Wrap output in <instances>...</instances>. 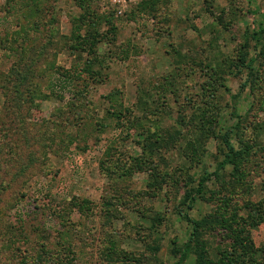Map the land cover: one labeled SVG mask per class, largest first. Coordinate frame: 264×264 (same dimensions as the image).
<instances>
[{
	"label": "rangeland",
	"instance_id": "rangeland-1",
	"mask_svg": "<svg viewBox=\"0 0 264 264\" xmlns=\"http://www.w3.org/2000/svg\"><path fill=\"white\" fill-rule=\"evenodd\" d=\"M105 1L0 0V264H174L226 133L251 152L189 215L213 264H262L264 0Z\"/></svg>",
	"mask_w": 264,
	"mask_h": 264
},
{
	"label": "trees",
	"instance_id": "trees-1",
	"mask_svg": "<svg viewBox=\"0 0 264 264\" xmlns=\"http://www.w3.org/2000/svg\"><path fill=\"white\" fill-rule=\"evenodd\" d=\"M151 3L152 2H149V4ZM145 7H146V3L144 4V9ZM102 16L108 19L109 22L110 21L113 22V15L107 16V15L102 14ZM113 26H115V24H113ZM262 34H264V24L263 23L259 24L256 31L254 32L257 42L259 41ZM239 60H242L243 62H245L244 57L240 58ZM247 67H249V69L253 72L252 61H249V63L247 64ZM60 76H63V79L65 78L64 79L66 80L65 82L68 83L70 87L73 84L76 85V82H77L76 80L80 79L81 72H78V71L76 72L75 70L74 73H68L67 77H65L64 75H60ZM51 85L53 86V90H52L53 92L58 86H60V85H57L56 83L51 84ZM49 88L52 89V87L50 86ZM220 138L222 139L225 145V148H226V152L224 154L223 160L219 162L218 167L215 169V171L213 172L205 171L202 177L200 178V180L198 181L196 187L194 188L191 187V189H188L186 191V195L184 199L186 203L188 202V207L184 213H181V215L184 220L188 221L189 223L193 225V231H192L190 240L184 245V247L178 248L174 251L176 255V261L174 264H184L189 253L191 252L195 254L197 264H213V261L210 259L208 255L206 245L201 240V236H202L201 230L202 228H204L207 222L205 220L198 221V220L193 219L189 215V210H191L195 202H197V200L201 198L202 195L205 194V189H206V186L209 184V182L213 181L215 178H221L222 176L221 172L229 165L234 166L235 170L238 171V165H237L238 162L241 160V158L246 152L248 153L251 152L250 151L251 147L248 144H245L244 146L245 150L242 149L243 151L241 149H236L230 142L228 133H226L225 135H221ZM249 253L253 254L252 251H250ZM261 259H264V254H262ZM262 264H264V261L262 262Z\"/></svg>",
	"mask_w": 264,
	"mask_h": 264
},
{
	"label": "built area",
	"instance_id": "built-area-1",
	"mask_svg": "<svg viewBox=\"0 0 264 264\" xmlns=\"http://www.w3.org/2000/svg\"><path fill=\"white\" fill-rule=\"evenodd\" d=\"M103 1H105V0H103ZM107 1H109L110 3H112V4H114V5H119V7H118V11H117V17L118 16H122L123 15V10L121 9V5H128V4H131L132 2H133V0H107ZM107 1H105V2H107ZM99 2H101V0H99Z\"/></svg>",
	"mask_w": 264,
	"mask_h": 264
}]
</instances>
